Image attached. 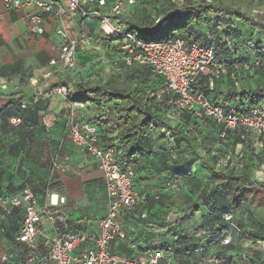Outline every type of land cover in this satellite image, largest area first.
Returning a JSON list of instances; mask_svg holds the SVG:
<instances>
[{
	"label": "built area",
	"instance_id": "built-area-1",
	"mask_svg": "<svg viewBox=\"0 0 264 264\" xmlns=\"http://www.w3.org/2000/svg\"><path fill=\"white\" fill-rule=\"evenodd\" d=\"M2 3L7 9L35 7L36 10L29 18L28 30L38 36L45 34L43 14L53 15L59 22L55 28L59 39L58 60L67 68L74 67L76 53L88 44L89 37L84 33L69 34L62 22L64 14L70 20L98 19L102 35L114 40L122 64L128 67H147L153 76L164 80V87L151 96L155 97L164 111L166 124L160 128L159 134L160 142L167 150H174L180 135L199 130L205 120L219 126L215 135L216 145L223 149L217 165L220 168L240 170L245 165L235 152L223 146L227 143L229 132L246 144L262 146L264 101L248 105L240 104L239 100L216 102L197 88L203 78L208 79V86L212 89L215 81L226 77V65L217 57L214 46L216 34L223 29L222 23L215 25L213 30H207L202 42H189L178 35L153 40L137 37L125 29L123 18L133 13L131 8L136 6L137 0H2ZM214 17L210 16L211 19ZM224 42L226 47L231 48L233 45L230 38H225ZM56 62L55 58L49 61L50 64ZM242 66L245 70L259 66L264 68V58L255 56L250 62H243ZM231 77L235 85L238 81ZM57 92L66 95V86L58 87ZM75 105H72V110ZM20 107L25 108L26 102L22 101ZM185 115H189L191 121H186ZM42 120L45 126H50L54 114L46 113ZM20 122L17 116L9 118L12 126ZM69 133L72 144L85 156L97 161L108 197L107 211L98 220L94 231L78 233L65 227L62 232L49 235L41 227V219L45 217L55 222L59 217L55 209L65 203L64 197L49 193L47 204L41 205L29 187L14 194H0L1 211L10 213L15 208L23 209L16 240L27 246L25 264H159L165 260L167 251L159 244L146 251L143 261L111 252V242L126 236L122 226L123 213L141 199L140 190L133 181V166L122 167L117 157V148L100 143L98 126L93 122H71ZM253 175L257 181L264 182V162L253 169ZM179 185V179L173 178L166 183V189L174 190ZM223 218L233 226L231 214H225ZM82 220L90 222L86 216ZM220 237L219 243L227 245L233 236L229 230ZM9 258L8 253H3L0 255V263L7 262ZM204 262L223 264L225 258L211 253Z\"/></svg>",
	"mask_w": 264,
	"mask_h": 264
},
{
	"label": "trees",
	"instance_id": "trees-1",
	"mask_svg": "<svg viewBox=\"0 0 264 264\" xmlns=\"http://www.w3.org/2000/svg\"><path fill=\"white\" fill-rule=\"evenodd\" d=\"M258 1L264 5V0ZM212 15L215 16L213 19L210 18ZM123 20L126 24V31L132 32L137 37L143 38L144 34H155L160 27L170 24V34L167 33L160 39L156 37L152 39L161 40L178 35L189 42H202L207 30H213L215 25L222 23L223 29L216 34L214 46L217 57L226 65V77L215 81L212 89L208 86V79L203 78L199 81L197 88L211 101H216L218 97L230 102L239 100L242 105L264 101L263 66L251 70H245L242 66L243 62H250L255 56L264 58V42L261 40L253 42L252 37L247 39L240 25L236 23L248 22L250 26L257 27L256 30L258 28L264 30V19L250 21V18L243 11L225 4L222 0H186L181 4H177L175 0H166L159 7L156 20L143 18L139 10L134 11L133 14L123 18ZM107 38L113 40L110 37ZM225 38H230L233 41L231 48L226 47ZM95 40L100 41V35H97ZM247 41H250L251 44H248ZM245 45L249 50L246 48L244 54L240 50ZM123 66L128 74L125 84H117L113 87L79 86L84 93L90 95L95 93L97 96V98L87 97V100L95 104L97 108L94 121L93 119H86L85 116L79 120L91 121L96 125V121L101 123L106 135L99 138L100 143L117 148V157L122 167L133 166V181L136 172L145 169L144 162L148 158L150 167L154 168L155 166L159 172L164 173L162 188L175 192L170 199L171 202H181L188 211L202 213L201 224L190 232L189 238L179 237L168 245L159 243L167 251L166 259L160 261L159 264H192L190 260H198L205 264L204 260L211 253L223 256L225 258L223 264H236L219 250L220 247H227L231 244L230 242L227 245H221L219 243L220 236L230 230L234 237L235 235H247L249 238L261 237L253 234L251 230H245L242 223H239V218L236 225L234 216L238 211H245L250 214L252 211L250 209L254 206L259 210H264V182L257 181L253 175V169L264 162V141L262 146H254V143L246 144L229 132L227 143L223 146L235 152L245 162L244 167L240 170H228L217 166L221 160L223 149L216 145L215 131L219 129V126L210 120H205L199 130L180 135L176 148L171 151L167 150L160 142L159 134L160 128L166 124L164 111L157 104L155 97L151 96L152 93H156L164 87V80L158 76H153L147 67H128L124 64ZM231 76L239 82L240 89L232 88L226 92L218 91L216 86L220 82L227 80L233 85ZM246 84L251 85L250 89L246 88ZM21 102L17 105V112L10 116L19 117L21 122L12 126L9 124L10 117L7 119L12 128H19L23 122L27 103L25 108H21ZM74 103H81L83 106V99L81 98ZM184 118L186 121L190 120L189 115H185ZM154 134L157 137H154ZM99 137H101L100 134ZM157 140L158 147L157 150H154L153 144ZM238 145L242 146L239 153L236 152ZM173 178L179 179L180 185L174 190L166 189V183ZM102 187L105 191L104 183ZM180 193L186 197H181ZM0 194L14 193L3 192ZM247 194H250L251 198H248ZM140 195H142L141 190ZM152 198L158 200L160 195L156 194ZM139 202L140 200L130 210L123 213L122 220L125 217L126 221L129 215L130 217L134 216ZM252 202H254V206H252ZM246 205H248L247 208ZM18 209L22 208H15L10 213L0 211L7 216H14ZM225 214L233 216V228H229L230 225L224 220ZM83 216L89 220L94 218V216L89 215ZM22 217L23 214L21 220ZM147 217L148 214H145L141 218L146 220ZM177 223L178 220L167 221L160 227L172 230V227ZM118 240L115 239L112 242ZM154 246L155 244L153 247L147 248L146 251L153 249ZM217 248L218 250H216ZM131 258L136 259V257ZM244 259L245 264H264V260L260 258L258 253L251 249L245 252Z\"/></svg>",
	"mask_w": 264,
	"mask_h": 264
},
{
	"label": "crops",
	"instance_id": "crops-1",
	"mask_svg": "<svg viewBox=\"0 0 264 264\" xmlns=\"http://www.w3.org/2000/svg\"><path fill=\"white\" fill-rule=\"evenodd\" d=\"M35 10V7L7 9L0 0V193H17L21 188L29 187L41 205L47 204L49 193H57L65 198V203L55 209L59 215L55 222L45 217L41 219L44 232L57 234L67 227L74 232L89 233L97 229L102 214L94 216L92 213L94 218L90 222H84L81 214L90 208L88 203L98 196L95 193H98L99 186L103 188L104 180L96 159L85 156L72 144L69 128L71 122L84 116L93 119L97 114V108L93 109L89 104L91 101L87 100L90 96L97 98L96 94L84 93L79 86H107V83L91 84L88 80H76L63 70L59 60L56 64L49 63L56 56L55 51H59V40L54 39L59 22L53 15L43 14L45 34L35 35L28 30L30 15ZM86 21L99 22L95 18L70 20L66 14L62 19L70 32L71 28L79 25H83L85 30ZM18 22L24 23L25 33L15 32V29L11 31ZM62 85L68 88L66 95L57 92ZM233 85L225 80L218 83L216 89L221 92L240 89L239 82ZM250 87L248 84L247 89ZM81 98L83 106L75 105L72 110L74 102ZM222 100L218 97L216 102ZM20 101L27 103V109L21 126L12 128L7 119L17 112ZM49 112L54 114V120L50 126H45L43 115ZM96 123L99 138H102L106 135L105 129L99 121ZM154 137H157L156 134ZM157 147L158 140L153 144V149L157 150ZM241 147L238 145L237 153ZM145 160V169L136 172L134 180L142 193L140 202L134 216L129 215L126 221L123 217L125 238L110 245L111 251L141 261L146 258L147 248L159 243L168 245L179 237L189 238L190 232L202 222V213L188 211L181 202H171L175 192L162 188L164 173L155 166L150 167L148 158ZM77 184H80V190L76 189ZM102 193L108 200L106 191ZM156 194L160 195L158 200L152 198ZM180 195L186 197L183 193ZM22 214V209H18L14 216L0 211V255L8 253L10 256L7 262L0 264H25L27 246L16 240ZM145 214H148L146 220L141 218ZM175 220L178 223L172 230L160 227L167 221ZM241 236L235 235L229 246L219 249L236 264H245L244 255L250 249L242 248L249 237ZM190 262L203 264L198 260Z\"/></svg>",
	"mask_w": 264,
	"mask_h": 264
},
{
	"label": "rangeland",
	"instance_id": "rangeland-1",
	"mask_svg": "<svg viewBox=\"0 0 264 264\" xmlns=\"http://www.w3.org/2000/svg\"><path fill=\"white\" fill-rule=\"evenodd\" d=\"M186 0H175L177 4H181L185 2ZM193 1V0H190ZM225 4L231 5L235 8H237L240 11H243L249 18L250 21H254L257 19H264V5L259 2L258 0H222ZM166 0H137L136 6L131 8L132 12L139 10L141 16L143 18L148 19H155L156 20V13L159 9V7L165 3ZM132 13V14H133ZM96 19V18H95ZM87 23L84 24L86 29H83V25H79L77 27L71 28V32L68 31L69 34L74 35L73 33H84L89 37L88 44H86L84 47L79 48L77 51V59L75 62V65L73 68H67L63 66L61 63L63 70H65L66 73L69 74V76L75 77L76 80H88L87 82H90L91 84H99L106 82L108 87H113V85H121L126 83V74L127 71L125 70V67L119 60L117 49L114 43V40H109V38L102 35L100 30V21L94 22V21H86ZM240 25L241 30L246 35V38L253 40H261L264 42V30L258 28L256 30L255 27L250 26L247 22H236ZM171 25H167L165 27H160L158 31L155 34H144L142 37L144 39H152L154 37L156 38H162L165 34H170L171 30H169ZM81 28V30H80ZM15 32H26V27L24 23L18 22L14 25ZM84 30V31H83ZM73 32V33H72ZM96 34L100 35L101 40L96 41L95 37ZM54 36V34H53ZM57 36H54V39H57ZM59 40V39H58ZM102 41V43H101ZM250 41H247L248 44ZM94 46H97L98 48H95ZM247 46L245 45L243 49L240 50V52L244 53L246 52ZM249 50V48H247ZM245 50V51H244ZM244 51V52H243ZM56 56L54 57L58 61V53H56ZM119 80V82H117ZM112 81V84L110 83ZM246 88L248 85H245ZM68 90V88H67ZM90 106L95 109V104L90 103ZM77 190H80V184H77L76 186ZM104 188L98 187V194L97 197H95V200L88 203L89 207L83 215H91L92 213L94 216L96 214H102L100 217L104 216V211L106 208H108V200L104 197ZM248 198H251L250 194H247ZM252 206H254V202H252ZM248 205H246L247 208ZM251 206V205H250ZM250 209V208H249ZM251 213L248 214L247 212H241L238 211L235 213L234 216V223H237V219L239 223H242L245 230L250 231L251 229L253 234L256 236L260 235L261 237L256 238H248V241H244L245 245H242V248L247 249L250 248L251 250H254L258 253L260 258L264 260V210H259L257 207H252L250 209ZM107 211V209H106ZM106 213V212H105ZM104 214V215H103ZM253 225V227L251 225ZM237 225V224H236ZM229 228H233V226H229ZM232 241L234 240V235H232ZM231 241V242H232ZM252 246V247H251Z\"/></svg>",
	"mask_w": 264,
	"mask_h": 264
}]
</instances>
